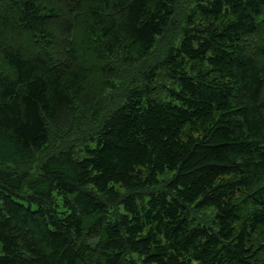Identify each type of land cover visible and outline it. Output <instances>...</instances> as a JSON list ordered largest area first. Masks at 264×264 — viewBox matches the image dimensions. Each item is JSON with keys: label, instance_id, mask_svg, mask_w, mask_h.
Returning <instances> with one entry per match:
<instances>
[{"label": "trees", "instance_id": "obj_1", "mask_svg": "<svg viewBox=\"0 0 264 264\" xmlns=\"http://www.w3.org/2000/svg\"><path fill=\"white\" fill-rule=\"evenodd\" d=\"M181 1L0 0V264H264V0H195L105 104Z\"/></svg>", "mask_w": 264, "mask_h": 264}, {"label": "rangeland", "instance_id": "obj_2", "mask_svg": "<svg viewBox=\"0 0 264 264\" xmlns=\"http://www.w3.org/2000/svg\"><path fill=\"white\" fill-rule=\"evenodd\" d=\"M195 0H182L180 5L177 8L175 21L168 28V30L162 35L158 37L156 40V44L150 54L139 64L134 65L132 67H121L119 69V78L116 82L115 91L108 92L105 104L109 106L108 98L117 97L120 95V91L127 87L128 85L140 86L143 85L146 81L145 73L148 69H150L153 65L159 61L161 57L164 56L168 47L177 43L180 27L183 21L184 16L193 6ZM256 42L254 40L251 41V45H255ZM156 83H168L166 82L165 73L162 71L158 72ZM92 122L86 124V126H82V124H73L71 126L65 128H57L53 127L51 129V142L48 146H46L42 152L36 153L33 159L29 162H25V166L23 168H30L31 173H37L40 161L42 158L46 156L47 153H51L57 151L61 147L72 148L76 152L78 156H82V151L87 144H90V137L93 135L94 126L96 122L92 119ZM1 165L6 166L2 162ZM25 168V169H26ZM193 215L198 219V221L204 224L212 223L214 213L212 210L205 211H193ZM260 237V235H258Z\"/></svg>", "mask_w": 264, "mask_h": 264}]
</instances>
